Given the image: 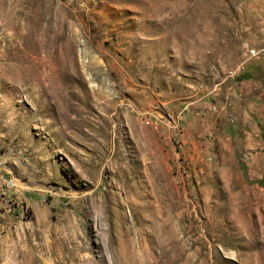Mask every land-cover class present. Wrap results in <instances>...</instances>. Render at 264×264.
Wrapping results in <instances>:
<instances>
[{"label":"rangeland","instance_id":"1","mask_svg":"<svg viewBox=\"0 0 264 264\" xmlns=\"http://www.w3.org/2000/svg\"><path fill=\"white\" fill-rule=\"evenodd\" d=\"M249 82L264 0H0V264H264Z\"/></svg>","mask_w":264,"mask_h":264},{"label":"crops","instance_id":"2","mask_svg":"<svg viewBox=\"0 0 264 264\" xmlns=\"http://www.w3.org/2000/svg\"><path fill=\"white\" fill-rule=\"evenodd\" d=\"M236 85L238 90L233 87L228 89V102L218 100V111L213 114L211 128L214 130L216 122H223L228 135H233L234 131L241 132V142H244L241 149L257 156L264 152V90L255 82ZM163 124L165 134H173L170 123L166 120ZM236 150L230 149V152L235 153Z\"/></svg>","mask_w":264,"mask_h":264},{"label":"built area","instance_id":"3","mask_svg":"<svg viewBox=\"0 0 264 264\" xmlns=\"http://www.w3.org/2000/svg\"><path fill=\"white\" fill-rule=\"evenodd\" d=\"M263 49H257V48H251L247 51L246 53V57L244 59L243 62L240 63V65L237 66L236 71H233L229 74V77H233L235 74H237L236 72H240L242 69H244L245 65L252 60L253 58L257 57L258 55H260L262 53ZM174 124V123H172ZM175 127V126H174ZM8 183H12L11 180L8 181Z\"/></svg>","mask_w":264,"mask_h":264},{"label":"trees","instance_id":"4","mask_svg":"<svg viewBox=\"0 0 264 264\" xmlns=\"http://www.w3.org/2000/svg\"><path fill=\"white\" fill-rule=\"evenodd\" d=\"M241 77H244V78H246V77H247V75H246V74H242V75H241Z\"/></svg>","mask_w":264,"mask_h":264},{"label":"bare ground","instance_id":"5","mask_svg":"<svg viewBox=\"0 0 264 264\" xmlns=\"http://www.w3.org/2000/svg\"><path fill=\"white\" fill-rule=\"evenodd\" d=\"M36 51V50H35ZM29 56V55H28ZM81 262V261H80Z\"/></svg>","mask_w":264,"mask_h":264}]
</instances>
